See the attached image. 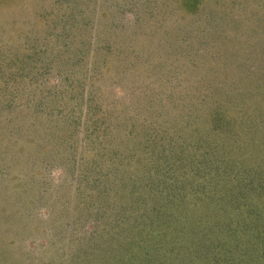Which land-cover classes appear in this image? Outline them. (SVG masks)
Returning <instances> with one entry per match:
<instances>
[{"label": "rangeland", "instance_id": "1", "mask_svg": "<svg viewBox=\"0 0 264 264\" xmlns=\"http://www.w3.org/2000/svg\"><path fill=\"white\" fill-rule=\"evenodd\" d=\"M0 264H264V0H0Z\"/></svg>", "mask_w": 264, "mask_h": 264}, {"label": "trees", "instance_id": "2", "mask_svg": "<svg viewBox=\"0 0 264 264\" xmlns=\"http://www.w3.org/2000/svg\"><path fill=\"white\" fill-rule=\"evenodd\" d=\"M221 116H222V119H225V115H221ZM213 120L220 121V120H219L218 118H216V117H215ZM247 120H249V118H248ZM253 122H256V120L254 119ZM219 123H220V122H219ZM196 202H197V201H196ZM210 205H211V204H210ZM196 206L198 207V211H199L200 214H205L204 211H203V209H202V212H201L199 206H198V205H196ZM210 208L212 209V207H210ZM213 210H214V209H213Z\"/></svg>", "mask_w": 264, "mask_h": 264}]
</instances>
